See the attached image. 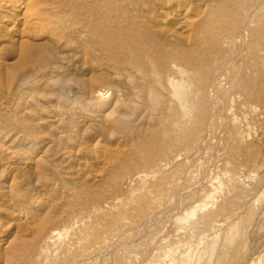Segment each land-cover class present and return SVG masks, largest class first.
Returning a JSON list of instances; mask_svg holds the SVG:
<instances>
[{"label": "rangeland", "instance_id": "374dc122", "mask_svg": "<svg viewBox=\"0 0 264 264\" xmlns=\"http://www.w3.org/2000/svg\"><path fill=\"white\" fill-rule=\"evenodd\" d=\"M12 1L0 264H264V0Z\"/></svg>", "mask_w": 264, "mask_h": 264}, {"label": "bare ground", "instance_id": "6f19581e", "mask_svg": "<svg viewBox=\"0 0 264 264\" xmlns=\"http://www.w3.org/2000/svg\"><path fill=\"white\" fill-rule=\"evenodd\" d=\"M173 1H175V0H173ZM4 2L5 3H2L0 5V8L1 7L4 9L8 8L9 6H7V4H9V3H11L10 8L13 7L12 9L9 10L8 16L4 17V19L2 21L3 22L2 27H4L5 30L8 32V34H10L9 35L10 38H13L15 40L18 30L20 31V29L21 30L24 29L27 25H30V26L36 25L38 23L37 20H40V14L37 13V11H36L38 2H34L33 3L34 5L28 6V7L26 4H23L22 2L16 3V2H13L12 0H10L8 2L7 1H4ZM177 2H179V1H177ZM183 17L177 14V15H172L171 17L168 18V20L177 23V29L180 32H184L185 31V25H184V20H183L184 18ZM173 90L175 93L174 95H176L177 97H179L182 100L184 95H185V89L183 87L174 86ZM97 96H101V94L97 93ZM194 130L195 129H193V131ZM1 179H2V177H1ZM12 217H13V219H12ZM12 217H11V219H12V221H14L16 226H20L26 230L30 229V226H31L30 223L24 219V217L21 215V213L16 212L13 214ZM18 234L19 233H17L16 235H13V239H14L13 241L19 240L22 237L21 234L20 235H18ZM5 243L7 244V242H5Z\"/></svg>", "mask_w": 264, "mask_h": 264}]
</instances>
